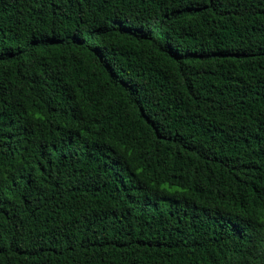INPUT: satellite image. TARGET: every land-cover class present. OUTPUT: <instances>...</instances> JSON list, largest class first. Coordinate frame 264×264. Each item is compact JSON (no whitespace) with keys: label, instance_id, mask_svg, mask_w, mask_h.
Wrapping results in <instances>:
<instances>
[{"label":"trees","instance_id":"16d2710c","mask_svg":"<svg viewBox=\"0 0 264 264\" xmlns=\"http://www.w3.org/2000/svg\"><path fill=\"white\" fill-rule=\"evenodd\" d=\"M0 264H264V0H0Z\"/></svg>","mask_w":264,"mask_h":264}]
</instances>
